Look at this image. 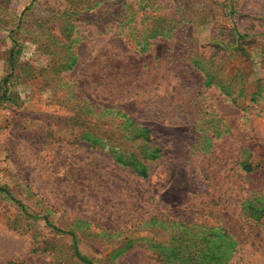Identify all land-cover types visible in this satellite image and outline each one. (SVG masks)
Here are the masks:
<instances>
[{
    "label": "rangeland",
    "instance_id": "obj_1",
    "mask_svg": "<svg viewBox=\"0 0 264 264\" xmlns=\"http://www.w3.org/2000/svg\"><path fill=\"white\" fill-rule=\"evenodd\" d=\"M154 146L148 176L119 160ZM75 244L264 264V0H0V264H84Z\"/></svg>",
    "mask_w": 264,
    "mask_h": 264
},
{
    "label": "trees",
    "instance_id": "obj_2",
    "mask_svg": "<svg viewBox=\"0 0 264 264\" xmlns=\"http://www.w3.org/2000/svg\"><path fill=\"white\" fill-rule=\"evenodd\" d=\"M13 56V54H11V57ZM8 81V80H7ZM7 81L5 80L4 83L5 85H7ZM7 94V89L6 91L4 92V96L3 97H6L5 95ZM82 104V102H81ZM86 101L83 102V106L79 104V106H82V107H86ZM97 110L101 113V115H105V113H108L109 111L111 110H117V107H114V106H104V107H99L97 108ZM90 111V110H88ZM121 112V111H119ZM119 114V113H118ZM126 114L123 113V116H125ZM122 124H126L128 128L131 127V131H130V135H132V142H135L136 140L140 139L139 143L140 148H142V146L144 148H146V145L149 144L150 142H153V137H152V132H151V129L143 124H140L138 123L137 121H135L131 116H128L127 118L125 117L122 122ZM84 139H87V140H91V136L90 134H86V132L84 131L83 132V136H82ZM99 140H94L93 143H97ZM151 148V153L149 154L148 157L146 156H140L139 157V151L135 152V149H130L131 151L129 152L130 156H125L124 158V153L120 154L119 156V160H132L133 165H135V169L136 171L138 172V174H141L143 176H148L149 175V166L141 161V160H149V159H155L158 157V151H159V148L158 147H150ZM143 149V148H142ZM242 163H245L246 165V168L249 169V171H255L259 164L260 163H256L255 161H251V160H243ZM55 229L57 230H60V228L54 226ZM66 232H71V234H74L73 231H66ZM74 251H75V254L77 257L80 258L81 261H83L84 264H94L92 262V260L88 259L86 256H84L80 250L78 249L77 245L75 244V248H74Z\"/></svg>",
    "mask_w": 264,
    "mask_h": 264
}]
</instances>
